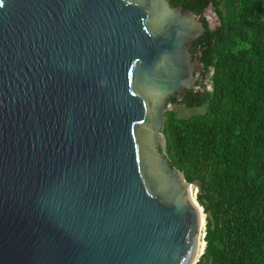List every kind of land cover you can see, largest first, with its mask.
Returning a JSON list of instances; mask_svg holds the SVG:
<instances>
[{
	"label": "water",
	"instance_id": "obj_1",
	"mask_svg": "<svg viewBox=\"0 0 264 264\" xmlns=\"http://www.w3.org/2000/svg\"><path fill=\"white\" fill-rule=\"evenodd\" d=\"M205 32L171 0H0V264H190L200 186L164 131Z\"/></svg>",
	"mask_w": 264,
	"mask_h": 264
},
{
	"label": "trees",
	"instance_id": "obj_2",
	"mask_svg": "<svg viewBox=\"0 0 264 264\" xmlns=\"http://www.w3.org/2000/svg\"><path fill=\"white\" fill-rule=\"evenodd\" d=\"M171 3L201 15L206 32L195 43L205 83L169 100L204 112H167V157L200 186L207 264H264V0ZM210 5L220 22L214 31L203 16Z\"/></svg>",
	"mask_w": 264,
	"mask_h": 264
},
{
	"label": "rangeland",
	"instance_id": "obj_3",
	"mask_svg": "<svg viewBox=\"0 0 264 264\" xmlns=\"http://www.w3.org/2000/svg\"><path fill=\"white\" fill-rule=\"evenodd\" d=\"M209 11V15L208 20L210 22V25L213 29H216L219 25V16L217 11L215 10V8H212ZM170 111H175V116L177 118H189L191 116L197 115V114H202L204 112L203 109H186L185 107L181 106V107H177L175 105H172L170 107ZM193 189L195 191V193H197L198 189L197 187L193 186ZM205 230V228H204ZM204 235H205V231H204ZM208 263V259L205 256H201L199 258H197L196 263L195 264H207Z\"/></svg>",
	"mask_w": 264,
	"mask_h": 264
},
{
	"label": "bare ground",
	"instance_id": "obj_4",
	"mask_svg": "<svg viewBox=\"0 0 264 264\" xmlns=\"http://www.w3.org/2000/svg\"><path fill=\"white\" fill-rule=\"evenodd\" d=\"M192 192H193V201H196V199H195L196 193H195L194 189H192ZM201 211H202V209H201ZM202 213H203V211H202ZM203 218H204V214H203ZM204 228H205V222L203 223L200 234L198 236L195 255H194L192 261L190 262V264H195L197 258L203 256L205 253L206 243L204 241V238L206 235L204 236V231H205Z\"/></svg>",
	"mask_w": 264,
	"mask_h": 264
},
{
	"label": "flooded vegetation",
	"instance_id": "obj_5",
	"mask_svg": "<svg viewBox=\"0 0 264 264\" xmlns=\"http://www.w3.org/2000/svg\"><path fill=\"white\" fill-rule=\"evenodd\" d=\"M199 40V39H198ZM197 41V40H196ZM195 41V42H196ZM194 42V44L192 45V47H193V53L199 58V56L201 55V52L200 51H196V43ZM200 60V59H199ZM207 82V81H206ZM197 94V93H196ZM193 95H195V94H193ZM175 96H178L179 97V99H183V98H187L188 96H190V95H181V94H175V95H173L172 97H175ZM171 98H169V100H170ZM169 100H168V106L170 105V106H172V105H175V104H172V103H170L169 102ZM176 106V105H175Z\"/></svg>",
	"mask_w": 264,
	"mask_h": 264
}]
</instances>
